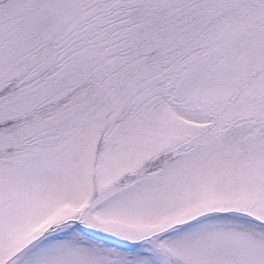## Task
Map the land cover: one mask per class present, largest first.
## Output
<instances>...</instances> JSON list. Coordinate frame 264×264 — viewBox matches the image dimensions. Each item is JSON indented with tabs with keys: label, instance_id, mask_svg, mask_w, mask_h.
<instances>
[{
	"label": "snow or ice",
	"instance_id": "1",
	"mask_svg": "<svg viewBox=\"0 0 264 264\" xmlns=\"http://www.w3.org/2000/svg\"><path fill=\"white\" fill-rule=\"evenodd\" d=\"M0 264H264V0H0Z\"/></svg>",
	"mask_w": 264,
	"mask_h": 264
}]
</instances>
